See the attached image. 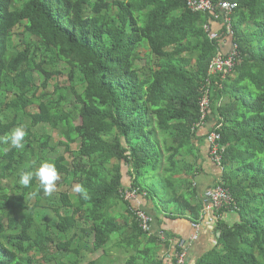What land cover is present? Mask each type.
<instances>
[{"label":"trees","instance_id":"trees-1","mask_svg":"<svg viewBox=\"0 0 264 264\" xmlns=\"http://www.w3.org/2000/svg\"><path fill=\"white\" fill-rule=\"evenodd\" d=\"M224 1L237 4L233 34L220 10L186 0H0V137L28 132L23 149L0 143V264H81L91 238L103 254L88 264H110L109 245L128 228L123 264H166L171 242L144 231L124 195L135 189L160 212L201 221L193 181L212 131L224 148L217 183L239 218L217 220L216 244L195 264H264V0ZM229 43L233 68L210 75ZM207 90L202 126L213 122L202 135ZM40 125L52 132L33 139ZM44 162L60 172L56 199L36 178L20 184Z\"/></svg>","mask_w":264,"mask_h":264},{"label":"crops","instance_id":"crops-1","mask_svg":"<svg viewBox=\"0 0 264 264\" xmlns=\"http://www.w3.org/2000/svg\"><path fill=\"white\" fill-rule=\"evenodd\" d=\"M231 43L225 44V48H230ZM211 120L200 127V133L205 135L208 133ZM222 176V168L213 160L210 145L206 140L201 145L200 156L197 160V167L193 185L200 201L203 200L205 191L214 186ZM132 205L135 208H142L146 210L152 217V235L160 236L162 234L171 242V247L165 249L167 256L166 264H173L175 261L177 243L182 246L185 244L186 249V264L197 263L204 254L211 250L217 241L218 233L212 224L204 220L195 224L188 215H168L160 212L153 200L148 199L144 195H137L132 200ZM224 218L229 223H234L238 220V213L236 211H226ZM164 232V233H163ZM184 247V246H183Z\"/></svg>","mask_w":264,"mask_h":264},{"label":"built area","instance_id":"built-area-1","mask_svg":"<svg viewBox=\"0 0 264 264\" xmlns=\"http://www.w3.org/2000/svg\"><path fill=\"white\" fill-rule=\"evenodd\" d=\"M188 6L193 11H212L215 15L216 10H220L222 13L223 25L227 27V32L233 34L232 27V13L236 9L237 4L231 1H217V0H186ZM205 30L209 34L210 38H217L219 31L212 29L210 24H205ZM237 52L236 47L233 46L227 55H224L222 52H218L217 55L212 59L209 67V74H222L227 70L233 68L236 60ZM209 90H207L200 102V110L202 113V121L198 123V127L204 124V120L209 114L210 111V99H209ZM208 93V94H207ZM220 134L212 131L207 135V142L210 145V152L213 160L222 168L221 165V153L223 152V145L219 143ZM138 195L135 189L127 190L124 197L127 200H132ZM204 206L201 214V220L206 221L209 224H212L215 228L217 225L218 219H224L223 212L224 209L228 211H235L237 205L235 200L227 187L221 183L209 187L203 196ZM137 220L139 221L140 226L146 232H151L152 230V217L151 215L143 210L142 208L135 209ZM196 224V223H195ZM164 233V232H163ZM162 239L167 240L164 234H162ZM179 245V243H177ZM180 249H177L175 252V261L173 264H186V249L185 244L182 242ZM184 246V247H183Z\"/></svg>","mask_w":264,"mask_h":264},{"label":"clouds","instance_id":"clouds-1","mask_svg":"<svg viewBox=\"0 0 264 264\" xmlns=\"http://www.w3.org/2000/svg\"><path fill=\"white\" fill-rule=\"evenodd\" d=\"M27 136L28 132L25 127H17L2 138V143L4 145L10 143L11 148L23 149ZM11 148H4V152L7 153ZM34 178L38 179L44 193L48 196H52L57 191V181L60 180L61 176L54 163L44 162L35 172L23 171L21 173L20 184L24 187H30ZM73 191L84 200L91 199L89 190L83 184H76Z\"/></svg>","mask_w":264,"mask_h":264},{"label":"rangeland","instance_id":"rangeland-1","mask_svg":"<svg viewBox=\"0 0 264 264\" xmlns=\"http://www.w3.org/2000/svg\"><path fill=\"white\" fill-rule=\"evenodd\" d=\"M61 78L66 79V78H68V75L64 74V75L61 76ZM21 126L25 127V125H21ZM32 131H33V137L32 138L33 139H37L42 134L51 133L52 129L50 127L46 126V125H40V126H37V127L33 128ZM54 135H56V133H54ZM3 137L4 136L0 137V143H2V138ZM8 145H9V147L11 146L10 143ZM73 147H77V144H75ZM59 149L60 150L58 151L57 155L58 154H62V153L65 152L64 151V147H60ZM66 189H67V186L62 188L63 191H65ZM53 196L55 197V199L58 197L57 193H54ZM191 196H193V194ZM155 205L158 206L156 200H155ZM118 210L120 212L122 211L123 213L127 214L126 211H124L123 203H120V205L118 206ZM50 211H51V207L40 209V212L43 215H48L50 213ZM128 219L130 221L131 217L130 218L128 217ZM131 232H132V229L128 228L127 231L124 234H117V235L114 236V238L111 241V243L109 245V248H108V256H107V258H108V262H110V264H123L124 261L126 260V258L130 256L129 251L125 248V243L124 242H126V237ZM124 238H125V240H124ZM91 241H92V238L89 241V246L84 247V251H83L84 256L82 257L81 264H88L89 262H91V261H93L95 259H98L100 257V255L103 254L102 250L96 252V251H94V249H92ZM142 242L145 243V240H143ZM56 250H57L56 246L53 245L52 247H50L49 250H46V251L43 250L42 254H46L47 252H52L53 253ZM133 250H131V251L133 252Z\"/></svg>","mask_w":264,"mask_h":264}]
</instances>
